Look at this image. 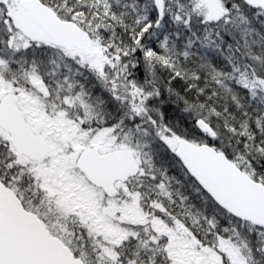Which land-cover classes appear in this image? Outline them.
<instances>
[{
	"label": "snow or ice",
	"instance_id": "1",
	"mask_svg": "<svg viewBox=\"0 0 264 264\" xmlns=\"http://www.w3.org/2000/svg\"><path fill=\"white\" fill-rule=\"evenodd\" d=\"M0 264H264V0H0Z\"/></svg>",
	"mask_w": 264,
	"mask_h": 264
}]
</instances>
